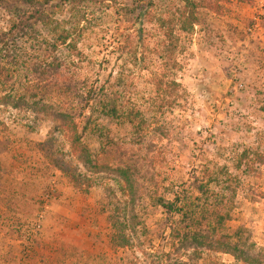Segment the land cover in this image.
<instances>
[{
  "label": "rangeland",
  "instance_id": "1",
  "mask_svg": "<svg viewBox=\"0 0 264 264\" xmlns=\"http://www.w3.org/2000/svg\"><path fill=\"white\" fill-rule=\"evenodd\" d=\"M110 5L109 0H97L86 8L88 21L82 26L87 30L79 42L82 57L70 65L80 84L106 81L121 70L114 44L119 23ZM16 8L22 9L19 4ZM224 8L221 15L204 12L201 24L184 37L176 76L181 85L175 94L178 103L156 122L165 136L155 138L159 147L146 155L145 163L150 167L156 154L164 185L190 188L201 182L203 167L217 174L226 168L235 179L226 181L221 174L226 182L222 185L237 189V208L227 231L242 230L264 249V164L257 163L259 157L264 160V0L252 5L233 0ZM13 23L10 14L0 10V33ZM36 36L34 41L18 38L10 46L12 52L0 56V65L8 70V79L0 76L1 95L15 89L19 96L26 85L19 52L27 54L21 66L35 61L37 41L49 35L44 31ZM60 53L70 56L65 48ZM8 55L17 64H11ZM128 69L134 101L150 103L151 72ZM33 121L29 114L0 103V264H165L168 254L173 259L186 255L189 264H240L227 254L205 252L199 260L191 259V252L176 254L172 221L148 198L138 209L141 226L134 248L116 246L114 222L129 217L114 212L119 186L100 180L88 194L76 189L35 147L46 141L51 124L32 131ZM106 125L120 136L129 133L121 124ZM244 153L248 159L239 169ZM173 223L174 228L184 227Z\"/></svg>",
  "mask_w": 264,
  "mask_h": 264
},
{
  "label": "trees",
  "instance_id": "2",
  "mask_svg": "<svg viewBox=\"0 0 264 264\" xmlns=\"http://www.w3.org/2000/svg\"><path fill=\"white\" fill-rule=\"evenodd\" d=\"M55 1L0 0V10L14 20L8 32L0 33V56L12 52L10 46L18 38L34 41L44 31L49 35L42 43L37 41L38 57L27 67L21 66L27 54L19 52V68H26L27 75L19 96L14 95L13 88V93L0 94L3 106L33 117L32 131L51 124L46 141L35 144L49 166L87 194L100 180L119 186V197L114 194V212L129 215L114 222L115 244L120 248H134L133 238L141 224L138 209L148 198L172 221L176 254L191 252L190 258L199 260L205 252H211L231 255L240 264H264V249L244 237V231H227L237 208V189L222 185L226 182L221 174L226 181L235 179L226 168L217 174L203 167L201 182L190 188L164 185L156 154L150 158V167L145 163L146 155L159 147L155 138L163 140L165 136L156 122L178 103L175 94L181 85L176 76L181 68L178 56L184 37L201 24L204 12L221 15L224 4L233 0H109L119 23L114 44L121 70L106 81L95 79L96 84H80L70 65L72 59L82 57L79 42L87 30L82 26L88 21L86 8L97 0H64L54 7ZM237 1L252 5L255 0ZM17 4L22 9L16 8ZM62 48L69 57H62ZM9 56L11 64H17L15 57ZM130 66L151 72L150 103L144 106L131 95L134 83L128 74ZM7 74L0 65V76L8 79ZM105 123L126 126L129 133L120 136ZM247 159L248 154H242L239 169ZM257 163L264 164L262 157ZM173 222L184 227L174 228ZM185 256L173 259L168 254L165 264H189Z\"/></svg>",
  "mask_w": 264,
  "mask_h": 264
}]
</instances>
